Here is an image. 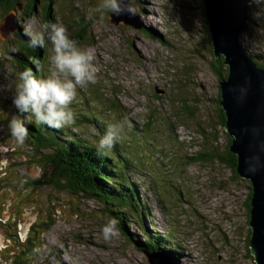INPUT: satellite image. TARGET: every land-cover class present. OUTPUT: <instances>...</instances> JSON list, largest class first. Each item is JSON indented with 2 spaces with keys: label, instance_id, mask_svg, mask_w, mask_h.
<instances>
[{
  "label": "rangeland",
  "instance_id": "374dc122",
  "mask_svg": "<svg viewBox=\"0 0 264 264\" xmlns=\"http://www.w3.org/2000/svg\"><path fill=\"white\" fill-rule=\"evenodd\" d=\"M42 1L41 8L51 5L70 38L95 52L96 82L77 89L73 112L106 125L114 119L130 125L120 141L151 178L163 207H155L151 220L157 232L170 228L182 248L181 260L163 251L164 259L254 264L247 242L248 181L218 160L199 158L210 149L211 137L203 139L200 131L208 133L216 124L219 92L201 0H132L141 30L95 12L100 0ZM250 3V35L238 39L264 64V3ZM22 7L14 11V30L5 37L0 31V111L7 114L0 116V264H147L142 251L119 233L103 238L101 201L58 186L46 161L51 153L35 150L27 139L17 144L8 132V121L17 116L12 98L19 82L7 51H16L17 27L25 31L46 23L38 5L32 12ZM4 17L0 12V24ZM46 46L45 77L53 54L51 43ZM214 128L223 154L230 138ZM42 246L47 251L40 260L33 250Z\"/></svg>",
  "mask_w": 264,
  "mask_h": 264
},
{
  "label": "trees",
  "instance_id": "16d2710c",
  "mask_svg": "<svg viewBox=\"0 0 264 264\" xmlns=\"http://www.w3.org/2000/svg\"><path fill=\"white\" fill-rule=\"evenodd\" d=\"M42 4V0H0V12L5 16L9 12L17 11L18 5H23L24 11L32 12L36 11L38 5L39 9L37 10L46 23H57L50 12L51 5H43L44 8L42 9ZM248 17L250 21L248 30L244 35H250L249 28L252 23L250 11ZM203 23L207 32L205 19ZM22 27L16 29L15 35L18 41L16 51H7L14 63V68L18 72L17 81L20 82L19 74L26 69H30L38 78H44L43 69H45L44 63L47 61V46L30 47L29 37ZM152 35H157L163 40L160 35L153 31ZM206 36L209 38L208 34ZM77 43H80L79 39ZM208 43L209 50L212 53V46L210 42ZM243 50L256 62H258L257 59L260 60V57L251 50L245 47ZM212 58V61L218 66L219 71H215L219 81L226 77V67L223 68L221 57ZM257 66L264 69V64L260 62ZM219 102L218 92V98L215 100L216 124L209 126L208 133L203 129L200 131L203 139H207V135L211 137L210 149L206 153L199 154V158L203 156L205 159L201 161L206 162L214 159L218 160L237 176L235 172L236 157L228 150L230 139H228L223 154L216 147L218 131L214 127L220 126L223 129L225 123L224 113L219 106ZM14 113L25 122L28 129V143L35 146V150L50 151L51 154L46 158V161L53 166L57 178L61 179L59 186H66L75 195L83 194L87 198L101 201L103 203V213L107 218L118 221L117 228L139 251L149 253L165 251L181 260L182 248L179 244H175L177 239L171 233V229L165 228L164 232H157L156 225L151 220L155 207L158 210H162L163 207L149 175L147 173L143 174V171L139 168L140 165L132 160L128 156L129 153L124 150L128 143L121 142L120 138L111 150H98V141L107 129L106 121H103V119H101L102 121L98 120L89 113L74 112V124L56 129L37 124L30 112L20 113L14 108ZM93 129H95V133H93ZM55 174L53 173V176ZM248 189L250 188L248 187ZM250 195L249 190L245 203L248 212L250 209ZM173 246L176 247L173 248Z\"/></svg>",
  "mask_w": 264,
  "mask_h": 264
},
{
  "label": "water",
  "instance_id": "95a60500",
  "mask_svg": "<svg viewBox=\"0 0 264 264\" xmlns=\"http://www.w3.org/2000/svg\"><path fill=\"white\" fill-rule=\"evenodd\" d=\"M201 2L213 57H221L226 66L227 75L218 81V88L219 106L225 118L223 129L230 138L228 150L236 157L237 176L248 181L251 192L248 213L249 252L254 264H264V70L247 55L238 39L248 30L251 3L250 0ZM14 13L12 11L11 15L6 14L0 24L4 37L15 28ZM110 20L115 25L123 24L136 30L142 29L136 16L110 14ZM59 187L64 189L63 185ZM100 214L104 220L102 224L110 220L103 211ZM118 233L129 243L119 229ZM142 253L147 264H174L164 259L163 251Z\"/></svg>",
  "mask_w": 264,
  "mask_h": 264
},
{
  "label": "clouds",
  "instance_id": "9594fccd",
  "mask_svg": "<svg viewBox=\"0 0 264 264\" xmlns=\"http://www.w3.org/2000/svg\"><path fill=\"white\" fill-rule=\"evenodd\" d=\"M252 2L261 4L264 0ZM94 11L101 15L135 16L138 9L133 6L132 0H100ZM25 34L29 37V46L33 48L44 47L50 42L53 54L49 58L50 67L46 77L38 78L30 69L19 74L20 82L15 87L13 106L20 113L30 112L37 124L56 129L71 126L75 122V115L70 105L77 99V89L96 82L95 52L91 48L80 47L76 40L70 38L63 24L29 26ZM0 116L7 119V114L2 111ZM126 126L130 127L126 119L110 122L98 141V150H111L125 132ZM8 132L17 144L22 145L28 137L25 122L17 116L8 121ZM117 224L115 219L104 224L102 234L105 240L118 235ZM33 251L42 260L47 249L42 246Z\"/></svg>",
  "mask_w": 264,
  "mask_h": 264
},
{
  "label": "flooded vegetation",
  "instance_id": "af4514ba",
  "mask_svg": "<svg viewBox=\"0 0 264 264\" xmlns=\"http://www.w3.org/2000/svg\"><path fill=\"white\" fill-rule=\"evenodd\" d=\"M205 34L207 35L208 34V31L206 32L205 31ZM212 67L214 68V70H216V71H218V66H217V64L216 63H214L213 61H212Z\"/></svg>",
  "mask_w": 264,
  "mask_h": 264
},
{
  "label": "bare ground",
  "instance_id": "6f19581e",
  "mask_svg": "<svg viewBox=\"0 0 264 264\" xmlns=\"http://www.w3.org/2000/svg\"><path fill=\"white\" fill-rule=\"evenodd\" d=\"M122 159V158H121ZM151 189V188H150ZM165 225V224H164ZM176 246H173V248H175ZM185 248V247H184ZM186 253V252H185ZM180 259V258H179Z\"/></svg>",
  "mask_w": 264,
  "mask_h": 264
}]
</instances>
